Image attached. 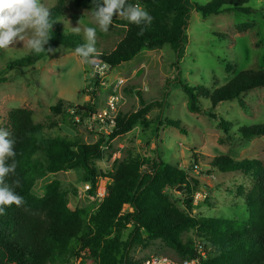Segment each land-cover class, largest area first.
Instances as JSON below:
<instances>
[{"label":"trees","instance_id":"obj_1","mask_svg":"<svg viewBox=\"0 0 264 264\" xmlns=\"http://www.w3.org/2000/svg\"><path fill=\"white\" fill-rule=\"evenodd\" d=\"M250 1L212 0L202 6L192 0H127L129 4H140L153 21L147 27L137 26L115 16L112 23L126 27V35L111 53H98V61L115 68L133 61L144 49H160L167 44L180 59L188 44L187 29L193 11L204 17L216 15L226 7L246 12L244 7ZM69 4L78 8L93 7L92 0H58L50 10L51 20L66 15ZM141 27H145L142 35ZM49 37L46 49L52 47L72 53L82 44L74 38ZM52 54L32 52L9 63L8 69H18L24 75L22 69L35 68ZM232 69L227 63V71ZM3 82L1 79L0 84ZM256 88H264V71L241 72L225 86L213 90L183 86L190 97V111L199 113L200 100L208 99L213 111L209 115L215 119L214 111L223 103L239 99L243 104L242 94ZM50 111L53 116H49L47 122L51 130H58L56 136L47 134L44 127L34 121L31 110L17 108L7 117L6 129L16 141L17 167L15 174L7 176L5 182L20 181L15 191L25 203L21 207H6V214L0 215V264H69L74 258H81L83 264H145L149 259L136 260L131 253L136 247L157 240L164 241L186 262L264 264V163L261 160L236 161L229 156H219L211 161L206 171L209 174L255 171L254 186L245 199V215L240 218L192 217L182 211L165 190L184 187L188 197L183 205L192 212L198 189L187 169L172 166L161 157L150 173H143L133 162L121 163L95 212L72 210L69 192L59 180L49 183L42 197L33 190L49 175L79 170L82 181L91 185L89 195L95 197L99 187L95 162L102 159V143L90 144L82 138H72L63 133L59 122L52 118L71 117L72 124H76V117H79L81 123L77 125L82 126L96 108L91 102L74 106L60 100ZM147 112L144 107L129 116H118L114 129L106 131L107 142L132 131ZM164 126L185 130L176 122H163L159 118L157 139L160 143L159 132ZM219 126L225 135H230L229 124L223 118ZM236 133L243 140L264 137V124L241 127ZM194 158L197 162V154ZM6 162L11 163V160ZM125 205L132 211L123 212ZM187 231H194L200 237L184 243L181 235Z\"/></svg>","mask_w":264,"mask_h":264},{"label":"rangeland","instance_id":"obj_2","mask_svg":"<svg viewBox=\"0 0 264 264\" xmlns=\"http://www.w3.org/2000/svg\"><path fill=\"white\" fill-rule=\"evenodd\" d=\"M58 0H40L51 10ZM207 5L212 0H192ZM66 15L53 21L50 35L61 39L74 38L85 43L83 29L96 26L91 16L92 8H78L71 4ZM245 11L223 8L218 14L204 17L193 11L187 29L188 44L179 59L169 44L160 49H144L131 62L115 68H97L81 62L72 53L61 49L40 61L35 68L8 69L9 63L31 54L26 41H17L7 49H0V123L6 129L9 112L22 108L33 112V119L44 127L49 135H58L51 130L48 117L53 116L50 108L60 100L74 106L92 103L97 113L111 109L113 117L129 116L146 107L148 112L137 126L126 135L107 142L106 131L100 126L72 124L71 117L52 119L59 122L63 133L85 142L102 143L103 156L95 162L99 172V187L91 197L82 181L79 170L49 175L34 187V193L42 197L46 187L54 180L62 183L69 192L72 210H97L105 189L111 185V177L123 162H133L143 173L151 172L158 157L166 163L187 169L194 180L197 191L194 195L193 211L183 205L187 199L186 189L168 188L165 193L177 203L182 211L192 217L210 219L240 218L245 215V199L253 188L255 171L233 173H206L215 157L229 156L236 161L261 160L264 163V137L243 140L236 133L241 127L264 124V88L243 93L241 99L223 103L211 118L212 103L200 100V112L193 113L188 105L189 95L183 86H203L213 90L225 86L235 76L246 71H264V0H252L245 5ZM80 27L78 33L73 29ZM97 27L98 53H111L126 35V27L112 23L107 32ZM30 35V32H29ZM227 63L232 71H227ZM114 101L115 107L109 108ZM178 123L185 130L162 127L160 141L157 139L158 120ZM228 122L230 135L220 128V119ZM7 130V129H6ZM194 154H197L195 162ZM90 184V183H89ZM132 211L125 205L123 212ZM194 231L181 235V240H197ZM126 238V236H125ZM201 250L203 248H200ZM136 260H158L171 264H184L173 249L162 240L136 247L132 253ZM69 264H83L81 258H74Z\"/></svg>","mask_w":264,"mask_h":264},{"label":"clouds","instance_id":"obj_3","mask_svg":"<svg viewBox=\"0 0 264 264\" xmlns=\"http://www.w3.org/2000/svg\"><path fill=\"white\" fill-rule=\"evenodd\" d=\"M92 5L90 12L94 24L103 32L108 31L117 15L137 26L147 27L153 21V17L140 4H129L127 0H92ZM53 25L49 8L40 0H0V49H7L17 41H26L27 47L37 55L54 53L57 49L45 48ZM96 26L84 27L85 43L76 46L73 53L82 63L92 66L99 62ZM145 27H141V35ZM73 30L81 31L79 26ZM15 143L12 133L0 128V215L6 214V207H21L25 203L24 198L15 191L20 181L14 180L12 184L5 182V178L16 171ZM8 160L11 163H7Z\"/></svg>","mask_w":264,"mask_h":264},{"label":"built area","instance_id":"obj_4","mask_svg":"<svg viewBox=\"0 0 264 264\" xmlns=\"http://www.w3.org/2000/svg\"><path fill=\"white\" fill-rule=\"evenodd\" d=\"M95 67L103 69L105 67H109L107 65L101 64V63H97L95 65ZM115 104L114 101H110L109 102V108H114ZM111 109H104L103 111L97 113V110L95 112H93L90 116L89 119V124L91 126L96 125V126H100L101 130L103 131H112L115 127L116 124V118L113 117L112 112L110 111ZM81 119L79 117H76V122L81 123L80 122ZM85 189L87 191L91 190V185L90 184H86ZM145 264H171V263H166V262H160L158 260H148L146 261ZM184 264H195V262H185Z\"/></svg>","mask_w":264,"mask_h":264},{"label":"water","instance_id":"obj_5","mask_svg":"<svg viewBox=\"0 0 264 264\" xmlns=\"http://www.w3.org/2000/svg\"><path fill=\"white\" fill-rule=\"evenodd\" d=\"M183 188H184V187H181V186H180V187L177 188V190H178V191H182Z\"/></svg>","mask_w":264,"mask_h":264}]
</instances>
